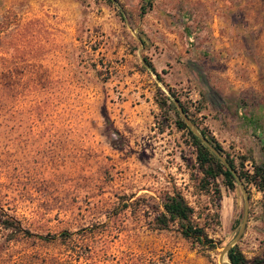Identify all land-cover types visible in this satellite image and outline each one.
Returning a JSON list of instances; mask_svg holds the SVG:
<instances>
[{
    "label": "rangeland",
    "instance_id": "rangeland-1",
    "mask_svg": "<svg viewBox=\"0 0 264 264\" xmlns=\"http://www.w3.org/2000/svg\"><path fill=\"white\" fill-rule=\"evenodd\" d=\"M145 1L0 0V264L228 261L241 186L205 192L157 101L186 105L238 169L264 162V0H149L140 15ZM243 188L234 245L264 264V191ZM173 192L215 249L154 227Z\"/></svg>",
    "mask_w": 264,
    "mask_h": 264
},
{
    "label": "trees",
    "instance_id": "trees-1",
    "mask_svg": "<svg viewBox=\"0 0 264 264\" xmlns=\"http://www.w3.org/2000/svg\"><path fill=\"white\" fill-rule=\"evenodd\" d=\"M108 2H115V0H107ZM150 6L149 0L143 2L139 9L140 15L146 12V9ZM142 43V39L139 38ZM147 65L153 70L149 62ZM159 79L158 74H155ZM158 89V88H157ZM160 99L157 101V105L160 109H165L169 107L175 115V125L178 129L184 130L189 138L190 144L195 150V161L197 163L198 169L201 173L200 183L206 193L215 192L216 196H220L219 184L225 190L231 191L237 185L236 177L243 183L251 184L256 187L259 191H264V162H251L252 170L247 172L242 170V168H237L234 158L223 149L220 143L210 134H208L204 129L198 128L194 120L191 118L188 108L182 102H178L182 111L187 115L191 122L197 127L201 135L225 158L228 166L223 164L202 142L198 137H196L185 125L182 118L180 117L178 111L176 110L172 102L166 104L168 97L159 93ZM158 100V99H157ZM247 159V156H238V164L241 166L242 163ZM233 169L235 174L230 171ZM236 175V176H235ZM161 210L157 212L154 217V227L155 228H165L168 222H174L177 225L178 231L182 237L186 239L193 240L200 246H205L207 249H215L220 243L218 241L212 240L205 232V225L198 224L193 220V208L188 205L184 198L178 193L173 192L171 194H165L161 198ZM262 209L264 211V199L262 202ZM215 224L220 225L219 213H214ZM4 228L13 227L11 222L8 220H3L0 222ZM239 223V216H237L232 224L234 228ZM59 236H64L60 233ZM41 238V236H38ZM54 237V236H53ZM226 258L230 264H250L248 260L243 256L239 248L235 245L231 246L226 252Z\"/></svg>",
    "mask_w": 264,
    "mask_h": 264
},
{
    "label": "water",
    "instance_id": "water-1",
    "mask_svg": "<svg viewBox=\"0 0 264 264\" xmlns=\"http://www.w3.org/2000/svg\"><path fill=\"white\" fill-rule=\"evenodd\" d=\"M173 104L175 105L176 110L178 111L180 117L182 118L183 122L185 123V125L188 127V129L196 136L200 139V141L202 142V144H204L223 164H225L226 166H228L227 161L225 160V158L201 135V133L199 132V130L197 129V127L191 122V120L187 117V115L182 111L181 107L179 106V104L177 103L176 100L172 101ZM230 171L235 174V172L233 171V169L230 168ZM236 176V175H235ZM236 180L238 182V184L241 186L242 192H243V200H244V209H243V214H242V220L239 226V229L237 231V233L235 234V236L229 241L227 242L221 251V257L220 260L222 259V257H226V252L227 250L234 245V243L236 242L240 232L243 229L244 223H245V219H246V205H247V197H246V192L240 182V180L236 177ZM222 262V260H221ZM223 264H230L228 261L226 262H222Z\"/></svg>",
    "mask_w": 264,
    "mask_h": 264
},
{
    "label": "crops",
    "instance_id": "crops-1",
    "mask_svg": "<svg viewBox=\"0 0 264 264\" xmlns=\"http://www.w3.org/2000/svg\"><path fill=\"white\" fill-rule=\"evenodd\" d=\"M262 115H264V110H261V112H260ZM260 121V123H262V125L261 124H255V126L254 127H256V128H264V120H259Z\"/></svg>",
    "mask_w": 264,
    "mask_h": 264
}]
</instances>
